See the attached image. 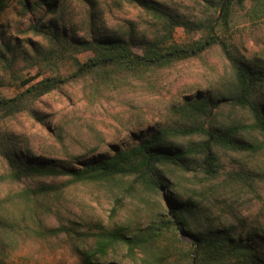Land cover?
Segmentation results:
<instances>
[{"label": "trees", "instance_id": "1", "mask_svg": "<svg viewBox=\"0 0 264 264\" xmlns=\"http://www.w3.org/2000/svg\"><path fill=\"white\" fill-rule=\"evenodd\" d=\"M124 1L140 10L152 34L131 27L75 38L42 25L55 13L56 0L18 1L22 12L44 11L27 27L39 42L29 43L21 56L18 43L4 46L0 63L11 51L12 61L20 56L53 74L19 79L15 96L0 95V127L23 113L40 120L35 104L73 86L97 105L108 98L124 103L125 110H133V128L144 126L145 104L165 106L163 123L152 134L136 137L130 129L126 133L133 142L114 146L110 155L98 154L101 146H86L70 167L38 159L29 144L0 130V185L9 188L0 198V235L57 238L65 229L43 225L44 197L73 185H102L114 192L110 224L84 235L91 244L79 251L80 264H122L108 260L119 249L130 264H264V225H246L237 207L244 197L261 199L257 186L264 183V43L258 42L260 53L242 54L239 43H256V29L231 26L236 13H244L251 24L264 20V0H204L195 18L151 0ZM9 5L10 0H0V12ZM176 28L198 37L178 43ZM212 51L226 65V78L206 91L190 87L166 101L160 92L165 73ZM84 53L91 56L80 61ZM230 156L237 162L229 170L224 159ZM55 178L65 182H43ZM24 180L27 185L17 188ZM128 197L149 207L145 224L121 221ZM0 264L5 263L0 259Z\"/></svg>", "mask_w": 264, "mask_h": 264}, {"label": "rangeland", "instance_id": "2", "mask_svg": "<svg viewBox=\"0 0 264 264\" xmlns=\"http://www.w3.org/2000/svg\"><path fill=\"white\" fill-rule=\"evenodd\" d=\"M18 1L10 0V5L0 12V50L3 51L4 46L16 42L19 45L18 54L21 56L22 53L28 52L29 43L39 42V38L27 32V27L34 24L44 11L37 14L22 12ZM151 1L179 10L190 18L198 17L205 4L204 0ZM143 16L139 9L124 0H56L55 13L47 16L42 25L57 28L81 39H88L93 30L95 33L101 30L123 33L131 27H134L138 34H152V31L145 27L147 21ZM231 26L241 31L256 29L257 42H241L239 50L248 56L261 52L263 45L258 42L264 43V20L251 24L244 13H236ZM197 37L198 34L188 35L183 28H176L174 32V40L178 43H185ZM7 53H4L6 60L0 63L2 97L12 98L20 91L19 79L36 77L38 80L53 74L49 70L39 71L36 67L25 64L19 55V58L14 57L12 61ZM90 56L89 53H84L79 59L85 61ZM226 71L227 67L218 51H212L165 73L160 82V92L166 97V101H169L173 97H182L190 87L206 91L212 87L211 83L226 78ZM80 89L73 86L66 92L43 97L34 107L40 115V120L36 121L27 113H23L7 121L0 130L12 132L19 137V141L29 144L38 159L63 163L70 167L75 165L71 161L79 156L86 146H101L98 154L110 155L114 146L121 148L133 142V138L126 131L131 129L133 136L145 137L155 132L163 123L160 114L165 104L162 101L145 104L142 108L145 111L142 116L145 119L144 126L133 128V110L126 111L124 103L108 98L97 105L95 101L86 100ZM235 158L230 156L224 159L225 169H234L237 162ZM260 160L264 161V156ZM0 169H3L1 155ZM43 182L45 185L61 184L65 179H47ZM27 183L28 181L24 180L17 188ZM257 188L261 199L256 196L244 197L237 206L245 224L250 227L254 226L255 222L264 225V183L258 184ZM8 190V187L0 185V198H5ZM112 191L102 185H73L48 194L44 197L46 212L41 216L43 225L48 228L62 227L65 231L57 238L46 240L37 239L28 233H3L0 235V259L5 264H80L79 251L91 244L90 241H85L84 235L97 231L99 226L110 224L109 214L113 208L114 194ZM124 202L121 221H129L133 226L147 222V205L135 197H128ZM6 218L9 219L8 216ZM108 260L130 264L121 249L110 253Z\"/></svg>", "mask_w": 264, "mask_h": 264}]
</instances>
